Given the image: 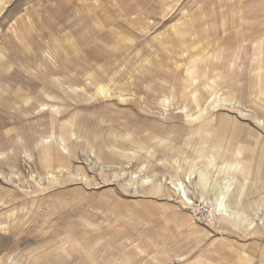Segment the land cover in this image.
<instances>
[{
	"label": "rangeland",
	"instance_id": "rangeland-1",
	"mask_svg": "<svg viewBox=\"0 0 264 264\" xmlns=\"http://www.w3.org/2000/svg\"><path fill=\"white\" fill-rule=\"evenodd\" d=\"M59 1L0 0V264H82L77 243L54 247L70 232L95 238L92 264H264V53L233 47L231 27L228 43L191 26L196 9L264 0L110 12L95 45L80 22L91 0H70L58 46L44 32ZM54 143L63 164L47 168ZM203 202L218 218L195 219ZM232 210L245 220L224 222Z\"/></svg>",
	"mask_w": 264,
	"mask_h": 264
},
{
	"label": "crops",
	"instance_id": "crops-1",
	"mask_svg": "<svg viewBox=\"0 0 264 264\" xmlns=\"http://www.w3.org/2000/svg\"><path fill=\"white\" fill-rule=\"evenodd\" d=\"M78 1V0H77ZM177 0H111L108 6V0H91L90 6L93 8H86L84 9L87 13L86 16H83V20L80 21L82 23L88 22L90 24V29L86 32L85 35L82 36L83 39H85L86 42L91 43L95 45L96 43V37L95 32L100 31L101 27L107 23L108 21V15L110 12L118 13L121 19H126L128 23H132L135 19L136 21H147L150 20V17L153 16H160L166 12V4L170 5L173 4ZM74 4V1L70 0H60L59 3L56 5L55 9L50 11L47 15L49 24L47 28H50V31L44 32L45 36L48 38V41L54 42L55 44H58L57 39L59 37H63V31L64 29H60V36L57 35L58 30H54L52 28L53 25L57 23H67L68 20H73L77 15V9L72 8ZM99 4V5H98ZM237 5V4H236ZM99 6V7H97ZM101 6V8H100ZM99 15V16H98ZM193 15V20L191 21L192 27L198 28V27H204L205 30L209 31V36H205L204 38H208L210 41L215 42H228L230 36L229 32L226 30V28H232L234 29V33L232 34L233 37L231 38V43L233 44V47L239 48V50L247 49V44L249 42L254 43L257 48L253 49V55L258 54L259 56L264 53V24H260L258 22L252 23V25L245 27V25L242 22H250L252 19L259 18L261 16H264V9H258L254 7H210L206 6L203 8H199L193 11L191 16ZM86 17V18H85ZM118 19V18H117ZM200 19L202 21H200ZM152 21V19L150 20ZM217 23V24H214ZM57 26V25H55ZM190 26V27H191ZM211 28H220V32H213ZM242 28H249L252 31L245 33L242 31ZM200 31V30H198ZM204 31V30H203ZM250 31V30H249ZM49 35V36H48ZM66 38V36H65ZM202 38V37H201ZM227 45V44H225ZM68 50L70 53V49L68 46H60L59 47V53L60 57L64 60L68 58ZM248 52V51H247ZM3 65V64H2ZM2 65H0V71H2ZM261 75V74H259ZM264 76V75H262ZM261 77V76H260ZM264 90V88H263ZM67 129L62 130V138L67 137L68 133H66ZM49 151L47 152V155L45 157L43 156V153L41 154V160L43 166L48 167H54L58 166L59 164H63V156L59 149V144L54 143L46 147ZM257 156L256 159H253V165L249 166L250 172L252 171L254 174L258 172L259 165L257 163ZM46 162V163H45ZM243 166H248L244 165ZM229 195H231V192H229ZM233 195V193H232ZM233 212L228 217L225 216L223 218L224 222L232 223L236 225L237 221L239 219L245 220L244 217L238 218L237 212L232 210ZM233 214H236L232 217ZM231 216V217H230ZM72 240V242H71ZM95 238L92 236H88L87 239H84V241L79 240V238L74 235L72 232L68 233L65 238H63L62 243L59 241L58 244H56L54 247L58 248V250L62 253L66 251L67 254H69L70 250H73V247H70L69 245L72 244H78V247H80V251L82 255H84V258H82L81 263L82 264H92L91 261H85V255H87V249L90 248L89 245L94 246V249L92 250L95 252ZM74 241H76L74 243ZM76 247H74L75 249ZM76 250V249H75ZM77 251V250H76ZM91 251V252H92ZM75 252V251H74ZM65 254V253H64ZM91 255V254H89ZM91 257H93L91 255ZM84 259V260H83ZM99 262V259H98ZM97 264V263H96ZM99 264V263H98Z\"/></svg>",
	"mask_w": 264,
	"mask_h": 264
},
{
	"label": "built area",
	"instance_id": "built-area-1",
	"mask_svg": "<svg viewBox=\"0 0 264 264\" xmlns=\"http://www.w3.org/2000/svg\"><path fill=\"white\" fill-rule=\"evenodd\" d=\"M191 211L194 214V217L199 222H206L218 218L220 212L211 202H203L194 204L191 208Z\"/></svg>",
	"mask_w": 264,
	"mask_h": 264
},
{
	"label": "bare ground",
	"instance_id": "bare-ground-1",
	"mask_svg": "<svg viewBox=\"0 0 264 264\" xmlns=\"http://www.w3.org/2000/svg\"><path fill=\"white\" fill-rule=\"evenodd\" d=\"M183 185H181V187H182ZM71 242H72V240H71ZM75 242V241H74ZM71 245H73L72 243H70ZM77 247V246H76ZM74 249V248H73ZM92 250V249H91ZM66 254V253H65ZM83 257V256H82ZM82 259V258H81ZM86 259V258H85ZM86 261H88V260H86Z\"/></svg>",
	"mask_w": 264,
	"mask_h": 264
}]
</instances>
